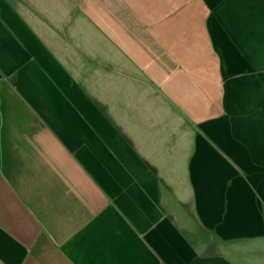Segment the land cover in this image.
Returning a JSON list of instances; mask_svg holds the SVG:
<instances>
[{
    "label": "crops",
    "instance_id": "0c3cea01",
    "mask_svg": "<svg viewBox=\"0 0 264 264\" xmlns=\"http://www.w3.org/2000/svg\"><path fill=\"white\" fill-rule=\"evenodd\" d=\"M155 13L101 94L54 52L83 0H0V264H264V140L217 132L264 0Z\"/></svg>",
    "mask_w": 264,
    "mask_h": 264
},
{
    "label": "rangeland",
    "instance_id": "374dc122",
    "mask_svg": "<svg viewBox=\"0 0 264 264\" xmlns=\"http://www.w3.org/2000/svg\"><path fill=\"white\" fill-rule=\"evenodd\" d=\"M173 3L178 7L188 0H83L84 15L73 17L69 31L59 34L68 45H60L54 52L68 62L71 72L79 74L82 70L85 90L92 89V75L98 72L101 94H104L108 89V73L114 72V67L116 73H122L127 36L132 35L133 40L145 32L156 20V9L171 8ZM231 84L229 123L226 129L222 126L217 130L220 139L264 140V80L252 77ZM100 100L107 102L106 97Z\"/></svg>",
    "mask_w": 264,
    "mask_h": 264
}]
</instances>
